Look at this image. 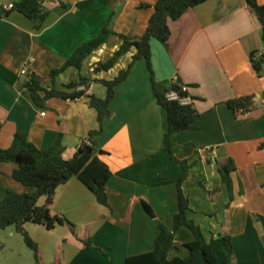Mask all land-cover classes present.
Wrapping results in <instances>:
<instances>
[{
  "label": "crops",
  "instance_id": "crops-1",
  "mask_svg": "<svg viewBox=\"0 0 264 264\" xmlns=\"http://www.w3.org/2000/svg\"><path fill=\"white\" fill-rule=\"evenodd\" d=\"M18 1L0 0V148L10 149L16 135L41 151L59 140L68 160L89 133L100 128L88 96L105 99L107 88L93 83L86 96L50 99L48 108L41 109L24 89L21 70L28 64L49 88L51 71L62 68L78 48L110 25L116 34L82 69L58 75L55 89L71 93L67 86L81 78L114 80L131 64L136 49L109 71L94 69L113 57L122 45L120 36L139 39L145 34L159 0H41L48 16L40 29L23 14L5 10ZM258 3L264 5V0ZM169 26L166 46L151 39L153 74L146 60L133 65L116 87L112 116L104 120L96 139L97 149L104 152L100 157L112 172L109 207L97 203L73 178L57 189L52 210L77 225V237L63 226L48 231L26 225L44 264H126L129 257L153 252L158 222L172 228L179 212L177 181L185 170L172 157L191 166L183 183L190 203L187 218L205 239L229 236L232 264H264V64L258 74L251 62L253 54L264 59L261 23L245 0H209ZM153 75L159 90L173 84L186 88L198 113L193 129L170 137L172 156L165 147L167 113L155 98ZM246 96L253 97L255 105L249 114L229 107L230 101ZM226 159L236 167L230 189L218 173V162ZM15 168L12 163L0 165V200L8 188L20 194L32 191L13 179ZM45 202L41 198L39 205ZM89 239L93 248L84 245ZM192 240L186 227L174 235L176 246Z\"/></svg>",
  "mask_w": 264,
  "mask_h": 264
},
{
  "label": "trees",
  "instance_id": "trees-1",
  "mask_svg": "<svg viewBox=\"0 0 264 264\" xmlns=\"http://www.w3.org/2000/svg\"><path fill=\"white\" fill-rule=\"evenodd\" d=\"M209 0H159L154 7L145 34L134 39L120 36L122 45L114 53L113 57L105 63H98L95 72L109 71L121 57L136 49L131 64L121 71L114 80H90L81 78L77 83H71L67 89L71 93L55 89V79L69 68L82 69L84 61L96 50L104 45L108 38L116 34L110 25L105 27L99 36L76 50L60 69H54L50 73L49 88L43 86V80L35 74L26 75L23 87L29 91L33 102L41 109L48 108L50 99L77 100L87 95L91 84L100 83L107 88L105 99L88 96L90 106L96 110L100 128L91 131L86 140L82 142L77 152L71 159L63 158V146L57 141L48 150L41 151L28 141L25 136L16 135L10 149L0 148V165L12 163L16 166L13 179L22 185L31 188L29 193H17L8 188L6 197L0 200V229L14 227L21 234L25 244L34 253V264H44L39 244L34 241L26 229L27 224H36L52 231L58 226L67 227L77 237V225L65 215L53 213V203L57 189L67 184L71 179L77 178L95 196L97 203L109 207L107 186L112 177L109 166L101 159L103 151L97 149V137L102 133V125L106 118L112 116L110 106L115 98L116 87L123 83L129 76L133 65L139 60H146L149 70L151 66V39H157L163 45H167L171 37L170 21L179 20L188 9L197 7ZM247 6L256 15L262 26V38L264 41V5L258 0H245ZM14 11H17L35 23L36 29H40L45 22L48 11L43 7L41 0H20L15 3ZM251 62L258 74H261L264 64L263 58H256L253 54ZM153 91L158 104L166 111L168 118V130L165 135V147L172 156V143L170 137L175 134L194 128L198 113L193 104L183 105L179 100H171L167 93L176 92L180 98L194 100L188 92H182L179 84H173L169 90L162 91L157 88L154 75L152 77ZM229 107L234 111L249 114L254 108L253 97L246 96L230 101ZM175 164L183 166L185 172L177 181L178 187V214L175 217L172 228L158 222L159 235L155 242V250L150 253L129 257L126 264H232L234 257L233 243L229 236L220 235L218 238L207 241L201 228L187 218L190 210L189 199L183 191V183L188 178L190 165L184 161H178L174 157ZM218 173L224 185L229 189L232 185L231 174L236 171L233 160L226 159L218 162ZM46 198L44 205H39V200ZM145 210L151 218L156 219L152 209L144 203ZM186 227L193 234V240L176 246L174 235L181 228ZM87 248H93L92 241H84ZM177 255L171 257V253ZM185 253V255H181ZM52 264H63L59 261Z\"/></svg>",
  "mask_w": 264,
  "mask_h": 264
},
{
  "label": "rangeland",
  "instance_id": "rangeland-1",
  "mask_svg": "<svg viewBox=\"0 0 264 264\" xmlns=\"http://www.w3.org/2000/svg\"><path fill=\"white\" fill-rule=\"evenodd\" d=\"M177 255L171 253V257ZM182 256L185 253L182 252ZM0 264H34V253L14 227L0 229Z\"/></svg>",
  "mask_w": 264,
  "mask_h": 264
},
{
  "label": "built area",
  "instance_id": "built-area-1",
  "mask_svg": "<svg viewBox=\"0 0 264 264\" xmlns=\"http://www.w3.org/2000/svg\"><path fill=\"white\" fill-rule=\"evenodd\" d=\"M14 6H15V4H8L7 6H5L4 8H5V10H7V11H10V10H13L14 9ZM31 73V71H30V69H29V66H28V64L21 70V74L22 75H24V76H26V75H28V74H30ZM186 88H182V92H186ZM167 97L169 98V99H171V100H179L180 102H181V104H183V105H189V104H192V100L190 99V98H188V97H186V98H180L179 97V95H178V93H176V92H169V93H167ZM42 116H45L46 115V113L45 112H43L42 114H41Z\"/></svg>",
  "mask_w": 264,
  "mask_h": 264
}]
</instances>
